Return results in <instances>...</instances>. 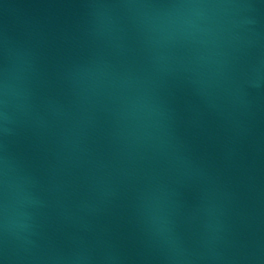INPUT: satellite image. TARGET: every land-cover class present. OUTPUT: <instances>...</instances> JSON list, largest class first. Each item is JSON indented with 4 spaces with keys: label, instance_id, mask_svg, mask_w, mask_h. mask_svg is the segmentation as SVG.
<instances>
[{
    "label": "water",
    "instance_id": "obj_1",
    "mask_svg": "<svg viewBox=\"0 0 264 264\" xmlns=\"http://www.w3.org/2000/svg\"><path fill=\"white\" fill-rule=\"evenodd\" d=\"M0 264H264V0H0Z\"/></svg>",
    "mask_w": 264,
    "mask_h": 264
}]
</instances>
